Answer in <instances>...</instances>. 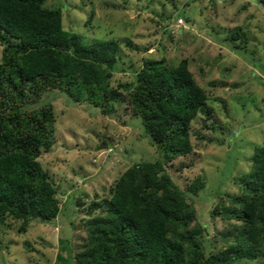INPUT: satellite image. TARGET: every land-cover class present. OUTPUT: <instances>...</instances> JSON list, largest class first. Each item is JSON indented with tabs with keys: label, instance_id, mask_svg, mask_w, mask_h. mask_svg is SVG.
Returning <instances> with one entry per match:
<instances>
[{
	"label": "rangeland",
	"instance_id": "rangeland-1",
	"mask_svg": "<svg viewBox=\"0 0 264 264\" xmlns=\"http://www.w3.org/2000/svg\"><path fill=\"white\" fill-rule=\"evenodd\" d=\"M44 5L59 7L62 27L84 41H117L107 87L116 100L100 112L85 102L79 80L72 98L50 90L25 106L52 104L54 142L37 160L55 185L59 212L48 222L29 220L24 231L18 220L0 225V264H74L88 219L105 214L114 182L132 163L159 158L125 100L146 59L174 66L185 58L205 92L206 110L188 128L191 151L172 160L168 171L180 188L197 177L204 180L187 200L205 225L210 252L222 249L212 234L233 230V220L209 212L219 199L226 204L221 195L238 192L254 146L264 143V5L251 0H45ZM234 27L239 36L229 40Z\"/></svg>",
	"mask_w": 264,
	"mask_h": 264
},
{
	"label": "trees",
	"instance_id": "trees-1",
	"mask_svg": "<svg viewBox=\"0 0 264 264\" xmlns=\"http://www.w3.org/2000/svg\"><path fill=\"white\" fill-rule=\"evenodd\" d=\"M44 1L0 0V225L18 220L19 231L59 212L55 185L37 160L54 142L52 104L25 106L50 90L72 98L79 80L85 102L102 113L117 94L107 89L117 41H84L62 27L61 9ZM238 36V27L228 32L229 40ZM135 82L125 100L159 158L132 163L114 182L105 214L88 219L74 264H264V143L254 146L238 192L221 195L226 204L219 199L209 212L233 220V230L212 234L223 247L210 252L205 225L187 200L204 180L180 188L168 171L191 151L188 128L206 110L205 92L185 58L174 66L143 60Z\"/></svg>",
	"mask_w": 264,
	"mask_h": 264
},
{
	"label": "built area",
	"instance_id": "built-area-1",
	"mask_svg": "<svg viewBox=\"0 0 264 264\" xmlns=\"http://www.w3.org/2000/svg\"><path fill=\"white\" fill-rule=\"evenodd\" d=\"M177 21L180 22V23H182V19L181 18H178Z\"/></svg>",
	"mask_w": 264,
	"mask_h": 264
}]
</instances>
